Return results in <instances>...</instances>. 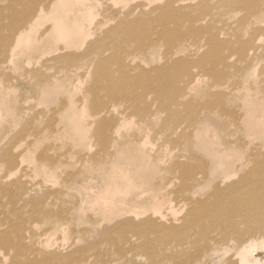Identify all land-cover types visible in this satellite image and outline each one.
Listing matches in <instances>:
<instances>
[{
    "label": "bare ground",
    "instance_id": "bare-ground-1",
    "mask_svg": "<svg viewBox=\"0 0 264 264\" xmlns=\"http://www.w3.org/2000/svg\"><path fill=\"white\" fill-rule=\"evenodd\" d=\"M103 2L8 0L5 5L0 3V73H4L7 62L13 58L14 49L21 42H27L31 51L43 45L52 47L58 54V61L73 65L87 60L91 62L89 72L92 67L94 70L88 72L91 82L85 97L76 100L74 105L65 103L59 111L65 118V126L59 134L65 137L66 130L71 131L74 137H70L75 145L84 150L91 147L87 133L94 127L93 135L97 137L100 152L89 150L79 155V160L84 168L93 165L92 170L101 176V187L105 190H100L91 203L101 210L106 222L99 225L97 235L103 238L106 246H113L116 259L125 254L121 240L130 231L133 232L130 241L142 240L134 251L153 252L160 258V264L168 263L166 249L173 244L183 245V251L175 254L174 263L193 264L192 261L212 242L235 245L239 263H256L257 260L250 259V248H264V141L252 144L243 136L242 128L247 123L251 126L248 132L252 135L264 134V80L262 87H249L232 76L235 72L247 73L249 77H252L251 73H264V70H259V62L264 60L263 50L256 44L264 36V0H198V4L180 7L175 6L173 0H159L152 3L150 9L142 3L111 16V22L117 21L116 25L102 31L99 26L101 33H98L97 29L94 31L87 24L99 11L102 13ZM137 12L139 15L135 16ZM47 14L53 19V25L40 32L41 38L37 40L39 35L32 36L36 34L32 27L38 24L41 15ZM231 30L234 35L232 39L221 36L230 34ZM189 35H196L195 39L205 41L207 46L201 53L203 45H199L192 53L196 57L183 55V43L191 40ZM244 35L247 37L244 38ZM92 37L95 39H90ZM39 40H43L44 44H36ZM59 41H64L66 45H62V42L61 46L57 45ZM160 45L166 48L165 61L151 68L145 67L143 64L155 57V49ZM65 47H80L83 52L78 53L77 50V53L64 55L61 52H65ZM228 48L236 52L227 54L225 49ZM239 61L246 63L240 64ZM195 65L213 79V84L206 91L207 98L202 103H195L191 99L201 79V75L193 76V73H199L194 70ZM232 66L236 70L229 73ZM35 76L46 90H57L64 83V80L56 79V75L47 77L36 71ZM2 77L6 78L5 74ZM4 78L0 80V134L5 135L7 122L16 117L15 114L10 115V111L16 108V101L12 95L10 98L11 86L8 85V78ZM65 81L67 86L72 82L70 77ZM214 87L218 90L215 91ZM235 94L238 99L240 97L238 102L228 104L229 97L234 98ZM122 100L127 101L140 119L138 128L129 133L120 131L122 116L116 108ZM111 110L117 114L118 120L113 119L115 115L110 114ZM84 116H87L86 121ZM73 123H77L74 128L71 126ZM214 125L225 136L218 134ZM232 131L236 134L231 135ZM157 135L163 137L165 142L153 155L147 150L149 148L145 149V144ZM2 136L0 161L7 173L21 168L22 165L15 164L22 155L35 163L34 171L37 174H43L47 179L56 176L55 167L64 165L52 157L36 154L29 144L22 153L6 151L3 147L6 136ZM169 145L176 149L183 148V153L173 152L176 157L172 165L162 166L159 164L162 149ZM189 145L192 146L188 148ZM195 147H199L208 159H201L202 156L194 151ZM187 154L191 159L186 158ZM234 158L241 161L234 164ZM47 167L55 171L47 172ZM82 168L75 174L72 172L74 177L81 173ZM166 172H175L176 179L183 178L178 188L179 197L175 195L176 200L178 198L183 202L184 199L188 204L181 225H176L167 215V208L175 201V197H171L175 191L169 189L173 183L166 178L167 175H158ZM221 182L226 185H221ZM12 184L15 186L10 196L12 201L19 198V191L24 201L34 205V215L40 213L46 219H57L53 220L58 221L55 229L62 222L69 225V232H76L78 225L70 227V213L43 205L44 201L49 200H57L56 203L74 201L70 192L61 187L55 189L54 193L42 194L44 189H37V184L30 183L23 187L21 176ZM92 186L95 187L94 184ZM194 186L200 189L204 187L201 194H186ZM2 192H5L4 188ZM104 199V202L101 201ZM17 219L16 215L2 219L11 224L7 231L0 228L1 244L15 249V254L0 252V264H85L89 261L88 258L79 260L85 255L84 250L78 251V257L63 252L60 247L65 243L52 242L47 233L32 231L30 236H24L21 222H14ZM87 231L86 227L80 229L82 234ZM23 238L27 239L24 245L21 242ZM232 258L230 262L234 260Z\"/></svg>",
    "mask_w": 264,
    "mask_h": 264
},
{
    "label": "rangeland",
    "instance_id": "rangeland-1",
    "mask_svg": "<svg viewBox=\"0 0 264 264\" xmlns=\"http://www.w3.org/2000/svg\"><path fill=\"white\" fill-rule=\"evenodd\" d=\"M100 1L101 2L104 1L103 2L104 9L102 10V13L101 11H99V13L92 19L91 23L87 24L89 27H92L94 31L95 29H97L96 31L98 33H101V31L104 30L103 28L107 27L108 29L116 25L117 21L111 22L110 18L111 16L117 15L120 11L122 10L127 11L128 9L134 8L135 5H140L142 3L146 4V6L150 9L151 4L159 0H100ZM173 1L175 2L174 3L175 6L177 7L183 5L198 4V0H173ZM86 2L92 3L94 2V0H86ZM0 3L5 5L8 3V0H1ZM101 5L102 4H100V7L102 8L103 6ZM105 5L107 7H105ZM241 14H243L242 11ZM138 15L139 14L137 12L135 16ZM106 24L109 25L107 26ZM49 25H53V19L49 16V14H47L46 16L41 15L39 17L38 24L32 27L33 33L34 31H36V34H32V36L36 35L34 37H37V35L39 34L41 35L40 32L48 28ZM99 26L100 28L102 27L101 31ZM90 30L92 29L90 28ZM189 36H191V40L188 43L187 42L183 43V47H185V49L183 50V55L186 54L192 55V53H195L196 49H198V46L201 44L203 45V49L201 50V53L207 49L205 41L201 39H195L197 37L196 35H189ZM221 36L223 38L228 37L231 39L234 37L232 30L230 31V34H222ZM34 37H32V39ZM38 37L37 40L41 38V36L39 38ZM95 37L97 36L95 35ZM246 37L247 36L244 35V38ZM90 39H95V38L92 37ZM42 41L43 40H39L38 42L36 41L37 42L36 44H39V42ZM61 42L62 45L63 44L66 45L64 41H59L57 45H59ZM42 43L44 44V42ZM21 44H20L21 46L18 45L20 47L17 46V48L14 49V52L12 54L13 58L11 57V59L7 62L8 66L5 68V70H3L4 73H0L1 76L0 80L2 79L3 81L4 78L2 77L3 74H5V77L8 78L7 79L8 85L11 86V90H9L10 98L12 95L14 100L16 101L15 110L13 109L12 111H10V115L15 114L16 117L11 119L9 122H7L6 124L7 128H4L6 130L5 135L0 134L3 135L2 137L6 136L3 140L4 150L11 151L12 153H22V150L23 151L26 150L29 144V147L32 148V150H34L36 154H39L46 158L52 157L53 159L63 162L64 165H58V167H55L57 168L56 176L52 179L50 178L47 179L45 178V176H43V174H37L34 171L35 163L28 160V157H23V155L21 158H18L19 161L18 163L15 164V166L22 165L21 168H19V170L16 169L12 173L10 172L7 173V171H5V168L3 167L2 161H0V174H3L2 176H0V181L3 180L0 183V192H2V188L5 189V192H2L3 194H0V222H3L2 221L3 218L16 215L18 219L15 220L14 222L16 221L21 222L22 233L24 236H30L32 231H35L39 234L47 233L50 235L52 242L65 243V245L60 247L63 252H70L76 255V257H78V251L84 250L86 253L79 260H84L88 258L89 261H86L85 264H151V263L160 264L159 262L160 258H157V256H155L153 252L147 253L143 251L142 252L134 251V248L137 245H139L142 242V240L141 238L140 239L138 238L133 241H130L133 236V232L130 231H128L125 238L121 240L123 243L121 245L126 250L125 254L119 259H116L114 257L113 246H106L103 242V238L97 235L98 229L103 225L102 223L106 224V222H104L105 220L101 210H99L96 206H92L91 203V200L94 197H96L95 195H97L98 192H101L100 190H105L104 188L101 187V183H102L101 176L97 171L92 170L93 165H89V166L86 165L84 168V166H82V162H80L79 160V155L89 150L100 152L98 151V149L100 150V148H99V144L97 143V137L95 136V134L93 135L94 127L88 130L87 133L88 143L89 145H91V147L89 148L87 147L84 150L81 148V146L75 145V141L73 140V138H71L74 137L71 131L66 130L65 135L67 136L65 137L60 136L59 134V131L62 130L61 128H64L65 126V118L62 117V114L60 115L59 111L62 109L65 103L66 104L71 103L74 105L76 100L85 97L86 95L85 92L87 91L88 85L91 82V76H90L91 74H88V72L90 71L89 69L92 66L91 62L87 60L82 62L81 64H76L77 65L76 66L73 65L72 63L69 64L68 62L65 63L63 61H58L56 57L58 54L56 55L55 54L56 52L50 46L48 47L44 45L39 46L38 49L31 51L28 50L27 42L26 44L21 42ZM256 44L261 46V50H263V55H264V36L261 37V39H258ZM79 48L80 47H65L64 48L66 49L64 50L65 52L64 53L61 52V53L64 55L65 54L67 55L68 53L69 54L77 53L78 51H79L78 53H82L83 52V50H81L82 46L80 49ZM82 49H84V47ZM165 49L166 48L164 46L163 47L161 45L160 47L157 46L155 49V57H154L155 59L154 58L152 60L150 59L148 63H145L143 65H145V67L147 68H151L154 67V65L157 66L162 64L165 61V56H164ZM230 49L231 48L225 49L227 54L233 51L236 52L235 50H230ZM159 53L162 56H160ZM51 56L53 58H51ZM235 58L237 59L238 55H236ZM245 63L246 62H240V64H245ZM93 70L94 69L92 67L91 72ZM194 70L198 71L199 73H193V76H197V74L201 75V79L199 80V88L198 90H196L197 92L194 91L195 94L192 93L191 99L195 103L197 102L202 103L207 98L206 91L213 84V79L210 77L208 73H203L204 71H202V68L198 67L197 65H195ZM234 70H236V68L235 66H232L229 68L228 71L229 73H233ZM259 70L261 71L264 70V60H261L259 62ZM36 71L44 73L47 77H51V76L53 77L56 75V79H59V81L63 82L64 80V83H62V87L58 88L57 90H46L41 84L40 80L35 76ZM6 74L8 75V77ZM87 74L89 75V77ZM251 75L252 77H249L247 73L235 72L233 73L232 78H238V80H242L243 82L248 84L249 87H253V86L262 87V80H264V73H251ZM68 77H70L72 81L68 85L70 87L67 86V83L65 81V79ZM65 83L66 86H63V84ZM239 88H243V87H239ZM213 89L215 91L218 90L217 87H214ZM242 93L243 91L239 92V95L241 96ZM6 94L8 96L7 92ZM74 95L77 98H75ZM150 96L152 97V94H150ZM233 96H235L236 99L235 97L233 98L232 96L229 97L231 103L227 100L228 104L235 105L240 99V97L238 99L237 94ZM118 103L119 104H117L116 110H118L120 116H122L120 117L121 118L120 124L122 127L120 131L124 133H129L132 131V129H137L140 120L139 117L132 111L127 101L125 102L122 100L119 101ZM112 110L110 114L115 115L113 117L114 120H118L119 117ZM88 111L89 110L87 109V112ZM85 114L87 115V113ZM86 118L87 116H84L85 121ZM72 125L74 128L77 125V123L76 124L73 123L71 124V126ZM213 128L218 132V134L224 135L223 131L219 130L217 126L214 125ZM250 128L251 126L247 123L245 128H242V134L247 141H250L252 144H258V142L264 141L263 140L264 134L260 133V134L252 135L251 133L248 132ZM235 134L236 133L234 131L231 132V135H235ZM151 138L150 140L147 141V143L145 142L146 143L145 146L147 147L144 148L145 149L149 148L147 150H149V152H151L154 155L160 149V146L162 148V144L165 141L163 137H160V135H157V137L152 136ZM191 146L192 145H189L188 148H190ZM172 147L171 145L163 147L162 149L163 152L161 153L162 157L160 158L159 161V164H161L162 166L172 165V161H174L173 158L176 157L173 154V152L175 154H178L179 152L183 153V148L176 149ZM193 149L202 156L201 159H208V157L204 156V153H202L203 151L200 150L199 147L197 148L195 147ZM197 149L199 150V152ZM187 157H189L188 154L186 158ZM189 159L191 158L189 157ZM230 159L231 157L228 160L230 161ZM234 161H235L234 164H236L240 162L241 159L234 158ZM44 162L50 164L48 160H45ZM81 168H82L81 173L77 174V176L74 177L75 172L77 170L79 171ZM54 171H55L54 169L47 167V172H54ZM72 172H74V174H72ZM158 175H165V176L167 175L166 178H170L168 180H171V183H173L172 185L169 184L170 185L169 189L171 191H175L174 193H172L171 197H175L173 199H175V201L177 202L173 200V204L170 205L171 207L167 208L168 211L167 215L176 225H181L183 224V215L186 213L188 208V204L184 202V199L183 202H181L178 198L176 200V196H178V188L181 185L183 178L181 177L180 180L176 179L175 172H170V173L166 172L164 174H158ZM20 176L23 187L26 184L30 185V183L37 184L38 185L36 187L37 189L39 188L44 189L42 194L54 193L55 189L61 187H63L65 191L70 192V194L74 197V201L71 200V201H66L65 203H59V202L56 203L57 200L56 201L49 200L48 202L44 201L43 205L45 207L47 205L49 207L63 209L62 211L64 213L67 214L70 213L71 215V221H69L70 227L71 225L72 226L78 225L76 226L77 227L76 232L73 231L69 232L68 229L69 225L66 223L62 224V222H61V226L55 229L54 225L55 223H58V221H53V220H57V219H53L49 216H48L49 219H46L45 216H42V214L40 213L38 215H34V213L36 212L34 205H32L29 201H24L19 191H18L19 198L16 201H12L10 196L11 193L15 190V186L12 184V182L16 179H20ZM173 178H175V180ZM172 179L174 180V182H172ZM93 184L95 185V187L92 186ZM221 185H226V183L221 182ZM203 188L204 187L200 189V187L194 186L190 188L186 192V194H190L191 196L193 195L194 192L196 193L199 192L201 194ZM208 190L209 187L206 188V191ZM101 201L104 202L105 199ZM165 207H168V205ZM163 209L165 208L162 207V210ZM163 212L166 213V209L163 210ZM35 216H37V218L34 221ZM3 223L4 224L0 225V228L3 229L4 231H7L11 223H5V222ZM63 227H65L64 230ZM85 227L89 232L87 231L86 234L80 233V229L81 228L85 229ZM78 234H80L81 236H77ZM136 234L139 235V233ZM247 239L248 237L243 242H245ZM29 240L30 238L28 239V241ZM21 242L24 245L26 244L27 239L23 238ZM247 245H249V243ZM55 247L58 248V244H56ZM257 249L258 247L250 248V259L255 261L257 260L256 263L243 262V264H264L261 263L264 262V248L261 249L259 248L261 251ZM6 251L15 254V249H12L6 245L1 244L0 241V252L4 253ZM182 251H183V245L173 244L171 247L166 249V252L169 257V261H167L168 262L167 264H175L174 259L177 257L175 256V254L179 252L181 253ZM235 251H236V246L233 244L222 245L220 243L212 242L210 247L207 250H205L199 257H196L195 260L192 261V263L193 264H242L239 263L240 258L236 257L237 254L235 253ZM258 252L260 254H258ZM256 256L258 257V259ZM232 257H234V260L230 262L229 260L233 259ZM184 264L187 263L184 262Z\"/></svg>",
    "mask_w": 264,
    "mask_h": 264
}]
</instances>
